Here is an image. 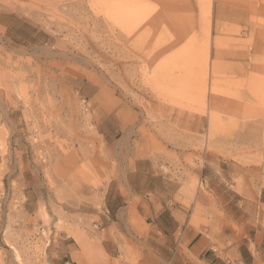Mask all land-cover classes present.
<instances>
[{
  "label": "rangeland",
  "instance_id": "obj_1",
  "mask_svg": "<svg viewBox=\"0 0 264 264\" xmlns=\"http://www.w3.org/2000/svg\"><path fill=\"white\" fill-rule=\"evenodd\" d=\"M137 164L215 232L258 200L264 0H0V264L154 257Z\"/></svg>",
  "mask_w": 264,
  "mask_h": 264
},
{
  "label": "crops",
  "instance_id": "obj_2",
  "mask_svg": "<svg viewBox=\"0 0 264 264\" xmlns=\"http://www.w3.org/2000/svg\"><path fill=\"white\" fill-rule=\"evenodd\" d=\"M136 166L128 176V187L133 195L145 196L136 209L149 227L138 245L146 246L154 256L137 264H264V190L255 203H246L242 217L233 216L232 229L215 232L193 224L185 208L173 206L172 200L161 196L156 182L136 184L137 177L147 178L149 173L141 164ZM127 207L120 206L118 213ZM111 209L114 208L108 207L107 211ZM82 241L88 247V251L84 249L87 257L79 255L80 250L70 243L61 242L54 264H132L134 261L133 257H112L106 248L105 253L98 252Z\"/></svg>",
  "mask_w": 264,
  "mask_h": 264
},
{
  "label": "bare ground",
  "instance_id": "obj_3",
  "mask_svg": "<svg viewBox=\"0 0 264 264\" xmlns=\"http://www.w3.org/2000/svg\"><path fill=\"white\" fill-rule=\"evenodd\" d=\"M103 161V160H102ZM106 164V163H105ZM104 168V167H103ZM81 238V237H80ZM80 238H78V242L83 246V248L86 250V251H88V247H86L84 244H83V241L80 239ZM85 243H87L86 241H85ZM89 247H91V246H89ZM92 248V247H91ZM79 263V262H78Z\"/></svg>",
  "mask_w": 264,
  "mask_h": 264
}]
</instances>
